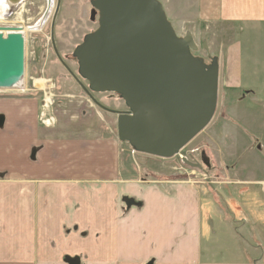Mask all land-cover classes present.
<instances>
[{
    "label": "crops",
    "instance_id": "0c3cea01",
    "mask_svg": "<svg viewBox=\"0 0 264 264\" xmlns=\"http://www.w3.org/2000/svg\"><path fill=\"white\" fill-rule=\"evenodd\" d=\"M263 3L223 14L241 31L220 58L238 103L208 144L238 170L202 173L215 183L145 179L114 135L44 138L33 96L0 100V264H264L263 167L243 171L238 159L264 142L250 135L236 153L240 118L264 125V46L246 61L242 38L244 26L264 37V23L246 18ZM242 102L257 106L239 111Z\"/></svg>",
    "mask_w": 264,
    "mask_h": 264
},
{
    "label": "rangeland",
    "instance_id": "374dc122",
    "mask_svg": "<svg viewBox=\"0 0 264 264\" xmlns=\"http://www.w3.org/2000/svg\"><path fill=\"white\" fill-rule=\"evenodd\" d=\"M157 1L161 4L177 37L182 38L186 33L192 35L197 45V50L192 53L195 57L202 59L206 65L211 64L212 58H218L217 107L210 124L178 156L170 159L146 156L137 153L128 143H121L117 140L119 145L122 146L121 156H126V159L129 158L133 162L135 172H138L136 169L139 167L141 177H146L145 179L148 180L155 177L157 180L166 182L170 180L188 181L202 185L210 181L215 183V177L212 178L211 175L205 177L201 173L211 174L212 170H238V165L234 163L235 158L233 156L225 159L226 155H224L225 158L219 160L214 153V148L210 147L208 143L216 141L215 136L224 133V124H229V121L224 119L225 114L227 110L230 113L233 108L237 107L234 106L237 101L234 100L235 102L230 105V101L233 99L225 96L227 70L224 69L223 64L220 67V58L226 47L237 43L236 41L241 39V31L238 30V25L229 23L223 17L229 14L228 10L236 14L239 0ZM9 2L11 6L13 5L12 10L7 13L8 15L6 14L7 16L4 15L0 18V28H22L24 31V85L20 90L0 89V100L24 99L32 96L38 104L39 102L41 104L43 100L44 106L40 107L39 104L38 115L40 118L37 122L40 124L39 129L44 138L59 139L65 137L73 140L90 136L106 137L111 135L117 138V115L100 110L82 93L80 87L71 79L57 60L50 40L52 20L55 13H57L53 24L55 47L65 65L87 88V83L77 74L78 65L73 57V52L87 34L97 29V21L90 20L92 10L90 0H54L53 11L50 12L44 23L40 21L46 12L47 0H18L15 3L9 0ZM57 6L59 11L56 12ZM221 6L223 13L221 12ZM245 6L250 7V4ZM262 7V12L251 13L246 18L248 20H258L263 24L264 3ZM248 13L246 12V14ZM38 22L41 23V29L35 32L29 31ZM244 27L242 38L247 53H249L246 61H252V54L254 53L258 57L260 49L263 48L264 37L259 40L260 36L256 33L254 26L253 28L251 26ZM41 80L48 82V84H43L44 81ZM90 93L97 103L107 109L119 112L128 111L123 101L116 94ZM256 106L242 102L239 104V111L252 109V107L256 108ZM251 109L248 111L251 112ZM255 111L256 109H254L253 114H255ZM260 111L263 110L260 109ZM252 117L255 118L256 116H250L246 119L240 118L239 123H244L246 127H242L237 131L240 148H237L236 153L239 151L240 154L243 141L250 142V135L264 142L263 121H259L257 117L252 120ZM228 118L231 121V118ZM28 119L31 122V118ZM262 119L264 118L262 117ZM252 140L254 142V139ZM257 151L250 147L241 157H238L240 166H245L243 171L262 166L263 169L259 174H264V149ZM202 153H204L203 157H201ZM203 158L210 163L209 168L202 165L201 160ZM229 158L230 160H228ZM183 159L192 164H200L203 171L188 167L183 163ZM147 173L152 175L148 176Z\"/></svg>",
    "mask_w": 264,
    "mask_h": 264
},
{
    "label": "water",
    "instance_id": "95a60500",
    "mask_svg": "<svg viewBox=\"0 0 264 264\" xmlns=\"http://www.w3.org/2000/svg\"><path fill=\"white\" fill-rule=\"evenodd\" d=\"M90 5V20L97 21V29L87 34L73 52L77 74L87 83L88 90L84 91L96 106L117 115L119 142L154 158L178 156L215 115L218 58L206 65L195 57L192 53L197 45L192 35L177 37L157 0H90ZM56 14L51 27L53 50L79 84L53 42ZM21 33L22 28H0V89L10 88L22 77L25 64ZM90 92L116 94L128 111L105 109ZM201 161L210 167L208 161ZM183 163L202 170L200 164L186 159Z\"/></svg>",
    "mask_w": 264,
    "mask_h": 264
},
{
    "label": "bare ground",
    "instance_id": "6f19581e",
    "mask_svg": "<svg viewBox=\"0 0 264 264\" xmlns=\"http://www.w3.org/2000/svg\"><path fill=\"white\" fill-rule=\"evenodd\" d=\"M19 1H21V0H19ZM12 6H11L9 0H0V18L4 17V15L7 16L8 15L7 13L12 10ZM53 8H54V0H47L46 12H45L43 18H41L42 20L41 21L39 20V21L44 23L48 19L50 12L53 11ZM40 22H38L36 25L31 27V29H29V31H31V32L39 31L41 29V23ZM1 33L4 36L7 34L5 32H1ZM21 35L25 38L23 30H22ZM24 43H25V39H24ZM23 85H24V71H23L22 77L20 79L16 80L10 88H2V89L20 90L23 88Z\"/></svg>",
    "mask_w": 264,
    "mask_h": 264
},
{
    "label": "flooded vegetation",
    "instance_id": "af4514ba",
    "mask_svg": "<svg viewBox=\"0 0 264 264\" xmlns=\"http://www.w3.org/2000/svg\"><path fill=\"white\" fill-rule=\"evenodd\" d=\"M54 34V33H53ZM50 37H51V35H50ZM50 40H51V45H52V39L50 38ZM53 42H54V39H53ZM55 45V44H54ZM56 48V47H55ZM52 49H53V45H52ZM57 50V49H56ZM53 53H54V50H53ZM54 55H55V53H54ZM56 56V55H55ZM57 58V57H56ZM58 60V59H57ZM62 60V59H61ZM63 61V60H62ZM60 63V62H59ZM61 64V63H60ZM65 64V63H64ZM64 68V67H63ZM66 70V69H65ZM71 71V70H70ZM67 72V71H66ZM68 73V72H67ZM68 75L71 77V79L72 80H74L73 79V77L68 73ZM42 81V80H41ZM44 81V80H43ZM42 81V82H43ZM75 81V80H74ZM45 82V83H44ZM43 82V84H48V82H46V81H44ZM75 83L80 87V89H81V91H82V93L90 100V101H92V99L86 94V92L84 91V89L83 88H85L84 87V85L79 81V84L75 81ZM85 89H87V88H85ZM88 90V89H87ZM90 95H91V97H92V94L90 93ZM93 98V97H92ZM94 99V98H93ZM92 103L95 105V103L92 101ZM39 104H40V102H39ZM43 107L44 106V101L42 100L41 101V104H40V107ZM96 106V105H95ZM96 107H98V106H96ZM99 108V107H98ZM105 108V107H104ZM100 110H102V111H104V112H106V113H109L108 111H106V110H103V109H101V108H99ZM105 109H107V108H105ZM109 110H111V109H109ZM109 114H111V113H109ZM40 117H38V119H39ZM39 126H40V124H39ZM205 153V152H204ZM204 153H202L201 155V157H203L204 156ZM204 159V158H203ZM202 162V161H201Z\"/></svg>",
    "mask_w": 264,
    "mask_h": 264
}]
</instances>
